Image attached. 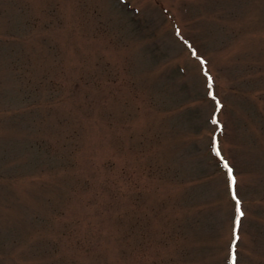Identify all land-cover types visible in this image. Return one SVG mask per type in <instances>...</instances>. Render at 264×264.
I'll return each mask as SVG.
<instances>
[{
  "label": "rangeland",
  "instance_id": "rangeland-1",
  "mask_svg": "<svg viewBox=\"0 0 264 264\" xmlns=\"http://www.w3.org/2000/svg\"><path fill=\"white\" fill-rule=\"evenodd\" d=\"M233 255L264 264V0H0V264Z\"/></svg>",
  "mask_w": 264,
  "mask_h": 264
},
{
  "label": "snow or ice",
  "instance_id": "snow-or-ice-1",
  "mask_svg": "<svg viewBox=\"0 0 264 264\" xmlns=\"http://www.w3.org/2000/svg\"><path fill=\"white\" fill-rule=\"evenodd\" d=\"M194 55H195V53H194ZM216 122H217V121L214 119V120H213V123H216ZM216 154H217L218 156L220 155V152H219L218 149L216 150ZM224 167L228 169V174H229V177H230L231 183H232L233 185H235L236 180H235V177H234L233 174H232L233 170L231 169V167H229L227 161H224ZM234 198H235V194H234ZM237 210H238V212H239V215H238V217H237V223H239V217L243 215V212H240V211H239V202L237 203ZM233 264H235V255H233Z\"/></svg>",
  "mask_w": 264,
  "mask_h": 264
}]
</instances>
